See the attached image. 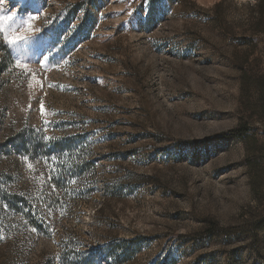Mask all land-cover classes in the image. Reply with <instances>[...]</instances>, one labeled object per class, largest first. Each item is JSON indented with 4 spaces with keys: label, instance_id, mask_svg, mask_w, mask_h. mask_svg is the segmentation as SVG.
Returning <instances> with one entry per match:
<instances>
[{
    "label": "rangeland",
    "instance_id": "rangeland-1",
    "mask_svg": "<svg viewBox=\"0 0 264 264\" xmlns=\"http://www.w3.org/2000/svg\"><path fill=\"white\" fill-rule=\"evenodd\" d=\"M0 63V144L41 130L68 172L49 238L0 220V264H264V0H0ZM21 161L3 186L38 200Z\"/></svg>",
    "mask_w": 264,
    "mask_h": 264
},
{
    "label": "trees",
    "instance_id": "trees-1",
    "mask_svg": "<svg viewBox=\"0 0 264 264\" xmlns=\"http://www.w3.org/2000/svg\"><path fill=\"white\" fill-rule=\"evenodd\" d=\"M8 57L10 56L8 55ZM3 66L4 63H0V72L3 70ZM239 68L242 78L248 76L249 72L255 69L248 62L241 64ZM244 92L248 93V91ZM259 97H263V94H260ZM248 132L249 126L248 123H245L233 130L222 133L221 137L226 140H242L243 136ZM64 148L66 147L56 142L48 145L45 143L43 131L35 130L31 127L18 131L0 144V156H7L11 152L14 153L22 160L24 171L29 174L31 172L30 189L31 191L34 190V194L38 196V200H33L26 193L18 194L9 190L7 191L3 186V181H11L12 178L10 174H6L5 172L0 174V220L4 221L10 216L12 219L18 218L24 223V228H21L19 225L9 228V235H18L22 230H29L33 231L39 238H49L53 232V226L49 224L44 215L53 216L62 211V193L66 187L65 183L68 172L58 167V165L56 167L49 165V160L55 157L59 162ZM38 160L42 161V169L36 172L30 171L31 165L37 163ZM139 244V239L133 238L129 243H126L128 247L124 246L123 254H128L131 257L134 256L135 252L131 253V251L133 248L137 249ZM72 245V241H64L63 251L59 257L62 263L67 262V254ZM47 261V258L41 257V264H46ZM75 261V264H95L92 258L83 260L77 257Z\"/></svg>",
    "mask_w": 264,
    "mask_h": 264
}]
</instances>
